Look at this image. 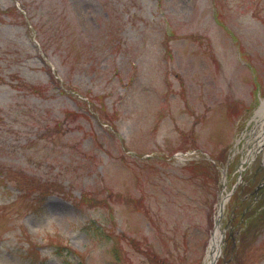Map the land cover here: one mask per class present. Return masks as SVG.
<instances>
[{
	"label": "rangeland",
	"instance_id": "obj_1",
	"mask_svg": "<svg viewBox=\"0 0 264 264\" xmlns=\"http://www.w3.org/2000/svg\"><path fill=\"white\" fill-rule=\"evenodd\" d=\"M263 97L264 0H0V264H206L229 192L264 264Z\"/></svg>",
	"mask_w": 264,
	"mask_h": 264
},
{
	"label": "bare ground",
	"instance_id": "obj_2",
	"mask_svg": "<svg viewBox=\"0 0 264 264\" xmlns=\"http://www.w3.org/2000/svg\"><path fill=\"white\" fill-rule=\"evenodd\" d=\"M263 103V101H262ZM262 135V134H261ZM264 140H261V143L263 142ZM260 143V142H259ZM216 238L211 242V248H214V244H216ZM214 250V249H213Z\"/></svg>",
	"mask_w": 264,
	"mask_h": 264
},
{
	"label": "water",
	"instance_id": "obj_3",
	"mask_svg": "<svg viewBox=\"0 0 264 264\" xmlns=\"http://www.w3.org/2000/svg\"><path fill=\"white\" fill-rule=\"evenodd\" d=\"M213 261H214V260L212 259V262H211V264H213Z\"/></svg>",
	"mask_w": 264,
	"mask_h": 264
}]
</instances>
